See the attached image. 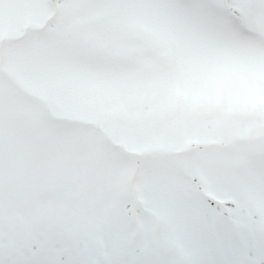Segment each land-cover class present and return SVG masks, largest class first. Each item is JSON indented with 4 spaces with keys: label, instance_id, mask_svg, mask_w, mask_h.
Segmentation results:
<instances>
[{
    "label": "snow or ice",
    "instance_id": "1",
    "mask_svg": "<svg viewBox=\"0 0 264 264\" xmlns=\"http://www.w3.org/2000/svg\"><path fill=\"white\" fill-rule=\"evenodd\" d=\"M0 264H264V0H0Z\"/></svg>",
    "mask_w": 264,
    "mask_h": 264
}]
</instances>
